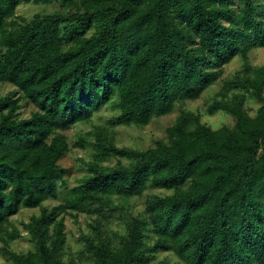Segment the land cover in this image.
Instances as JSON below:
<instances>
[{
	"label": "trees",
	"instance_id": "1",
	"mask_svg": "<svg viewBox=\"0 0 264 264\" xmlns=\"http://www.w3.org/2000/svg\"><path fill=\"white\" fill-rule=\"evenodd\" d=\"M22 1L31 0H0V85L13 86L0 89V241L7 246L21 235L9 226L22 208L41 213L24 223L34 250L3 247L13 264H66L65 214L103 216L116 197L151 186L166 192L151 194L145 213L125 210L116 234L90 223L91 264H150L166 250L187 264H264V66L229 82L231 94L209 106L211 114L231 113L232 127L214 130L182 111L168 142L145 150L119 147L98 127V158L86 163L88 174L63 202L44 204L66 183L60 160L70 144L59 131L109 104L118 112L109 126L147 125L198 98L236 56L264 47V4L56 0L69 10L26 18L17 14ZM248 95L262 102L255 117L244 108ZM23 100L33 104L28 117L20 116ZM110 156L119 159L104 165Z\"/></svg>",
	"mask_w": 264,
	"mask_h": 264
},
{
	"label": "rangeland",
	"instance_id": "2",
	"mask_svg": "<svg viewBox=\"0 0 264 264\" xmlns=\"http://www.w3.org/2000/svg\"><path fill=\"white\" fill-rule=\"evenodd\" d=\"M255 1L261 3V5L262 3L264 4V0ZM236 5L239 7L242 3L236 0ZM60 9L69 10V6H64L56 0H42L39 2L36 0L22 1L18 7L17 14L31 18L36 13H52ZM258 11L260 15H264V7L260 6ZM263 66L264 47L253 49L247 59L236 56L222 68L221 76L205 89L198 98L177 102L172 112L163 116L154 117L147 125L109 126L108 119L118 113L109 104L98 111L91 120L79 122L66 130L59 131L67 136L70 144L69 151L60 160V163L68 168L66 183L60 186L59 197L57 199H49L44 204L50 208L63 202V198L68 190L78 184L88 174L86 163L97 160L98 158L96 150L92 145L95 140L94 131L98 127L107 129L111 140L117 146L142 150L154 147L160 140L168 142L169 135L167 129L176 122V119L182 111L197 114L202 123L209 125L214 130H219L224 126L232 127L235 124V118L231 113L220 108L211 114L209 112V106L215 100L223 98V94H231L232 90L228 86L229 82L237 81L239 78L242 79L248 75L254 76L256 71ZM0 89L6 93L12 90L13 86L3 83L0 85ZM261 104L262 102L248 95L245 99L244 108L250 116L255 117ZM32 109L33 104L23 100L20 116L28 117ZM118 159L119 157L110 156L104 159L102 163L104 165H115ZM120 159L124 162L128 161L126 158ZM165 192V189L151 186L140 196L130 197L129 199L125 196L116 197L115 202L110 205V208H108L103 216L86 212H74V215L65 214V231L68 242L63 250L64 263L71 264L74 261L77 264L93 263V256L88 251L86 240L84 239V236L92 235L93 230L90 223L93 220H97L100 223L102 234L107 236L112 235L123 228L122 217L125 210L128 209L130 213H136V215L145 213V207L150 195L156 193L164 194ZM121 203H124L123 208H118L117 211L112 210L113 207H116V204L119 206ZM40 213V207L22 208L17 214L11 216L9 229L16 228L21 232V235L10 241L7 246L0 241V264H13L8 258V255H5L2 251L4 246L18 253L35 249V241L24 228V223H28L33 216H37ZM160 261L168 264H187L173 250L159 252L156 259L150 264H159Z\"/></svg>",
	"mask_w": 264,
	"mask_h": 264
}]
</instances>
